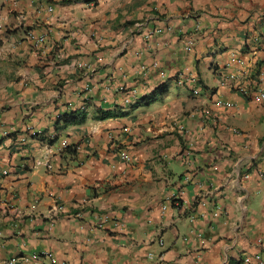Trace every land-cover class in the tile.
Segmentation results:
<instances>
[{
  "label": "crops",
  "instance_id": "crops-1",
  "mask_svg": "<svg viewBox=\"0 0 264 264\" xmlns=\"http://www.w3.org/2000/svg\"><path fill=\"white\" fill-rule=\"evenodd\" d=\"M262 72L264 0H0V264H262Z\"/></svg>",
  "mask_w": 264,
  "mask_h": 264
},
{
  "label": "built area",
  "instance_id": "built-area-1",
  "mask_svg": "<svg viewBox=\"0 0 264 264\" xmlns=\"http://www.w3.org/2000/svg\"><path fill=\"white\" fill-rule=\"evenodd\" d=\"M159 31H161L160 28H153V29H150L148 30L147 32H145L144 34V38L145 40H150L151 38H153L155 36V34H157ZM30 38L32 39H36V43H39L41 41H44V37L43 36H40V37H37L35 36L34 34H29ZM195 46V39L193 38H190L187 40V43L185 45V48L187 51H191L193 50ZM160 66V63H159V60H155L152 64V67H155V68H158ZM141 69L144 71V72H148L149 71V66L143 64L141 65ZM159 69V68H158ZM159 74H160V77L161 78H166L167 74L164 70L160 69L159 70ZM262 76L264 77V72H262ZM191 79L189 78V76H180V81L182 83H185V82H188L190 81ZM106 89H109L110 87L108 85L105 86ZM118 90L119 91H122V92H125L126 93V98H125V102L126 104H130L133 102V98H135L138 94V90L136 88H131V87H128L125 83H121L118 85ZM201 92L200 88L197 86L196 88L193 89V93L195 95H199ZM253 98L255 100H258V101H261L264 99V88H259L254 94H253ZM107 102L106 98L105 100H103L102 102H100L99 104V109L100 110H104L105 108V103ZM218 103H223V101L221 100H218ZM57 116H59V113L57 114ZM40 135V132L37 131V130H30V133H29V136L31 137H37ZM24 140H26V137H24ZM68 145V142L67 140H65L63 142V146L66 147ZM123 156L127 157L126 154H123ZM48 255H51L48 254ZM260 263L264 264V259L263 257L261 256V254H257L256 257H255ZM246 260H249V258H247Z\"/></svg>",
  "mask_w": 264,
  "mask_h": 264
},
{
  "label": "trees",
  "instance_id": "trees-1",
  "mask_svg": "<svg viewBox=\"0 0 264 264\" xmlns=\"http://www.w3.org/2000/svg\"><path fill=\"white\" fill-rule=\"evenodd\" d=\"M93 1V0H88ZM142 101H146V98H143ZM150 100H148L149 102ZM99 117L106 118L109 115H111V112L109 110H99ZM86 120V113L84 111L79 110H66L59 112V116L56 117V128H64L71 124H79ZM58 135H54L52 138L49 139V142L53 143L58 139ZM76 147L72 144H68L64 151L68 153H75Z\"/></svg>",
  "mask_w": 264,
  "mask_h": 264
}]
</instances>
